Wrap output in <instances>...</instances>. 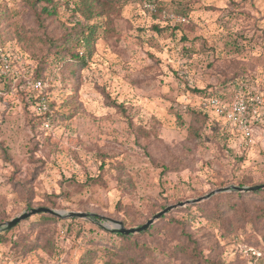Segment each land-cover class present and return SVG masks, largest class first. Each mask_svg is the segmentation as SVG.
Returning <instances> with one entry per match:
<instances>
[{
	"label": "rangeland",
	"instance_id": "1",
	"mask_svg": "<svg viewBox=\"0 0 264 264\" xmlns=\"http://www.w3.org/2000/svg\"><path fill=\"white\" fill-rule=\"evenodd\" d=\"M34 1L0 0L4 47L18 58L0 80V225L54 204V210L93 213L132 228L167 206L219 188L250 187L239 185L246 178L264 183V108L242 162L208 130L199 137L190 111L192 88L205 90L228 76L249 72L256 76L250 87L264 89V0H157L155 14L138 0H113L102 8L104 26L82 70L56 63L51 40L97 19L73 15L78 0L33 7ZM53 7L51 16L42 11ZM42 60L45 106L53 113L46 121L34 117L43 115L37 103L44 99L36 102L42 91L32 87ZM228 146L238 147L237 139ZM162 165L170 171L162 172ZM99 174L101 183L85 185ZM237 194L244 193L215 194L157 220L158 231L141 237L156 249L143 264H192L187 254L171 253L184 236L172 222L162 228L172 219L185 225L210 264H264V221L250 217L263 203ZM225 200L235 211L224 223L208 220ZM41 215L0 233V264H121L100 239H110L107 233L117 243V235L88 219L46 225L53 246L44 250L43 227L36 226Z\"/></svg>",
	"mask_w": 264,
	"mask_h": 264
},
{
	"label": "trees",
	"instance_id": "2",
	"mask_svg": "<svg viewBox=\"0 0 264 264\" xmlns=\"http://www.w3.org/2000/svg\"><path fill=\"white\" fill-rule=\"evenodd\" d=\"M37 1L46 2L47 4L52 3V0H35L33 2V7L34 5H36ZM112 1L113 0H78L74 4V10L72 11L73 15L78 13L83 17L84 20H91L93 18L97 20L94 21L92 24H88V23L80 24L78 22L74 24L71 28H69L68 32L64 34V38L62 40L60 41L51 40L52 41L51 44H53V47L55 48L54 59L56 63L58 62L62 66L66 65L68 67L78 66L80 70L84 68L86 60L89 57H91L93 43L96 38L97 31L103 29V26H104L103 20H101V17H103V13L101 12L102 8L104 6L108 7L109 3H111ZM138 1L140 2V0ZM42 11L45 12L49 16L55 13L54 7L50 8L49 10L46 8H42ZM157 11L158 9L154 13H151V14H155ZM186 11L187 9H184L183 14ZM1 35H4L2 29H0V38L2 39V40L0 39V43L2 44V46H4L3 40L5 39H3ZM19 39H20V42L21 41L23 42V40H21V36ZM44 64H45L44 60L40 61L39 68H37L35 71V76H34L35 80H41L46 76V74H43V73H46V71L40 74L41 69L43 68ZM257 76L259 75L257 74ZM255 77L253 78L252 74L249 72L247 74L246 73L235 74V75L226 77L220 84H217V86H213L205 90H202V89L199 90V89L192 88V91H193L192 95L194 96V98H200V99L216 98L220 100H226V94L227 93L232 94V92L234 91V89H232L231 87V84H234L236 80L240 78L244 79L245 85L249 87L254 83L253 79L255 80ZM239 88H243V86H239V87L237 86L235 90ZM260 90H264V89L261 88ZM41 91L42 93L40 95V98L37 99L36 102H38L41 99H44L41 101H43L44 103L46 102L48 103V99L46 95L47 90L43 88ZM37 104H38L37 108H39V103ZM190 111H191L193 120L195 122H198L199 127H197V129H199V137L202 136V128L204 130H208L212 136H214L215 138L220 140V142H222V147L224 148V151L226 152V154L233 155L234 157H236V160L240 162L244 160V157L247 154V151L250 150L249 148H242L239 145L238 147L228 146L229 140L232 137L237 139V141L239 140V133L235 129H230L227 132H222L219 127V122L213 118L209 110L205 108H201L197 106V104L192 105L190 108ZM43 115L42 113L38 115L35 114L34 117L42 116V119L45 121L47 120V118L49 119L53 117V113L51 111V105H47L46 109L44 110ZM177 119L178 120L180 119L179 116H177ZM193 126H195V124ZM190 132L195 133L196 129L192 128ZM103 169H104V162H102L99 165L98 170L101 172L103 171ZM161 169H162V172L170 171V168L165 165H162ZM100 180H101L100 174L97 177H88L85 182V185H94L96 183H101ZM262 184L264 183L254 182L251 178H246L245 180H243V182H239L240 186H250V187L258 186ZM235 196L239 198H246L248 200H253V202L255 200H258L261 203H263L262 209H260L262 206L256 209L257 214L254 215L255 217H252V216L250 217H251V222L258 221V220L264 221V189H259L257 191L244 193V194H237ZM221 197L222 196H218L215 199L217 201L216 203H218V201L220 200L219 198ZM29 206L30 204L28 203L26 207H29ZM44 208L53 209L55 208V206L54 204H51L50 207H44ZM197 208H199L200 210L201 205L197 206ZM235 209L236 208L232 204H228L227 200H225L223 204L215 205V208L213 209L214 213L212 212V214H210L209 216L206 215V218L208 220H217L219 223H222V222L224 223L225 215L227 214V212L228 211L234 212ZM164 219L165 218H163V220ZM58 221H59L58 218H55V217H52L46 214V215H41L39 223L36 224V226L43 227L39 231V236L40 238L42 237L44 241L43 244L40 245L44 250H50L53 246V242L50 238L53 233L52 231L50 233L49 230H47V228L45 227L46 225L53 227L54 223ZM1 222L2 221H0V223ZM120 222L123 224V226L126 229L133 226L131 223H127L125 221H120ZM171 222L173 224H176L177 227L180 229L181 233L184 234L183 242L174 246V248H172L171 253L172 254H175V253L176 254L177 253L187 254L188 255L187 257L192 264H210V262H208V260L202 256L201 254L202 252L198 249V245L196 244L192 236L188 232L185 231L186 228L183 223H181L178 220L172 219L170 220V222H164V226L162 228L166 229L167 227L171 225L170 224ZM153 230L158 231L156 229V226H152L148 231H146L142 235H136V236L117 235L115 236V238L117 239V243H114V240H112V235H108L107 233L105 235L109 236L110 239H106L103 236H101L100 239L102 242H104V244L102 243V245L107 247V250H109L108 257L111 258V260H119L121 264H143V262H145L146 258L149 255H151V253L156 252V249L152 247L151 245H149V243H147L145 240H142L141 237L143 235L150 234L151 231ZM262 234L264 237V226L262 227ZM19 245H17V247L20 248V250H22V252L24 253V251H26L25 244L23 245L21 244L20 246ZM37 246L38 244L36 242L35 244L32 243L31 246H29L28 250L35 249ZM188 247H191V250L188 253H186V249Z\"/></svg>",
	"mask_w": 264,
	"mask_h": 264
},
{
	"label": "built area",
	"instance_id": "3",
	"mask_svg": "<svg viewBox=\"0 0 264 264\" xmlns=\"http://www.w3.org/2000/svg\"><path fill=\"white\" fill-rule=\"evenodd\" d=\"M140 3L145 11L149 13L156 11L157 0H140ZM17 61L18 58L0 43V80L10 76L11 65ZM47 82L48 79L35 80L32 82V87L36 91H41L46 87ZM237 86L243 88L235 90ZM231 87L234 91L229 100L216 98H194V100L197 106L209 110L213 118L219 122L222 132L235 129L239 133L238 145L251 149L254 146L253 127L259 123L264 108V91L247 87L242 78L231 84ZM38 109L44 111L45 103L40 102Z\"/></svg>",
	"mask_w": 264,
	"mask_h": 264
},
{
	"label": "water",
	"instance_id": "4",
	"mask_svg": "<svg viewBox=\"0 0 264 264\" xmlns=\"http://www.w3.org/2000/svg\"><path fill=\"white\" fill-rule=\"evenodd\" d=\"M259 189H264V184L253 186V187H238V186H230L226 188H219L216 189L209 194L200 197L195 200L187 201L184 203H178L177 205L173 206H167L160 212L153 215L149 220H147L143 225L138 227H132V228H125L123 224L120 221H116L113 219L105 218L102 216H98L93 213H84V212H73V211H62V210H54L50 208H32L28 209L26 212L22 213L21 215L13 218L12 220L5 222L4 224L0 225V233L8 231L15 227L18 223L21 221H24L28 219L31 216L39 215V214H48L52 217L60 218V219H88L92 223L100 226L103 230L112 232L116 235H123V236H129L134 234H140L148 230L157 220L162 218L164 215L168 214L170 211L175 209L176 207H184L187 204H197L204 200L209 199L211 196L219 193H225V192H235V193H249L253 191H257ZM100 221H103L105 223V226L100 223Z\"/></svg>",
	"mask_w": 264,
	"mask_h": 264
}]
</instances>
